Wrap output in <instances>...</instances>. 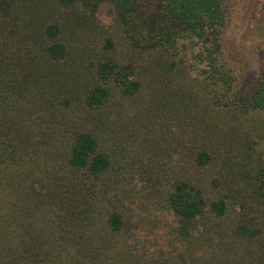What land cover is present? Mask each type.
<instances>
[{
  "label": "trees",
  "instance_id": "trees-1",
  "mask_svg": "<svg viewBox=\"0 0 264 264\" xmlns=\"http://www.w3.org/2000/svg\"><path fill=\"white\" fill-rule=\"evenodd\" d=\"M227 16L226 0H0V264L262 258L263 169L253 183L247 166L264 164L248 139L264 71L239 85ZM150 203L185 254L129 240Z\"/></svg>",
  "mask_w": 264,
  "mask_h": 264
},
{
  "label": "rangeland",
  "instance_id": "rangeland-1",
  "mask_svg": "<svg viewBox=\"0 0 264 264\" xmlns=\"http://www.w3.org/2000/svg\"><path fill=\"white\" fill-rule=\"evenodd\" d=\"M226 3L228 16L217 41L223 61L233 69L239 85L243 86L246 91L252 87L255 80L264 71V0H226ZM96 17L100 24L109 25L111 21L109 7L102 5L98 9ZM186 58L195 65L192 55L188 54ZM194 67L191 73L193 76H197L199 71L195 70L196 66ZM253 121L258 122V125L253 135L251 134L248 138L252 148L251 156L253 159L261 160L264 158V117L254 116ZM261 123H263L262 127ZM247 167L252 169L253 183L256 175H259L258 168L263 169L262 175L264 176V164L253 168L249 165ZM246 199L248 198L246 197ZM150 204L149 209L138 212L140 216L138 223L127 226L129 240L136 233L138 238L136 241L143 245L142 250L153 256L176 257L181 251L185 254L183 249H180V243L168 230L169 224H171L168 216L162 211L156 212L155 204ZM249 218L252 223L251 229H260L257 240L250 244L254 251H259L262 254V258H259L258 255L253 258L254 263L259 264L262 260L264 261V215L258 210H252ZM235 251L241 252V249Z\"/></svg>",
  "mask_w": 264,
  "mask_h": 264
}]
</instances>
